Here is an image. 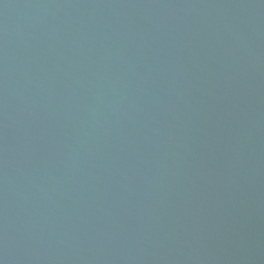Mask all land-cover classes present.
<instances>
[{"label":"water","instance_id":"obj_1","mask_svg":"<svg viewBox=\"0 0 264 264\" xmlns=\"http://www.w3.org/2000/svg\"><path fill=\"white\" fill-rule=\"evenodd\" d=\"M0 264H264V0H0Z\"/></svg>","mask_w":264,"mask_h":264}]
</instances>
